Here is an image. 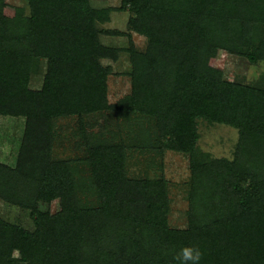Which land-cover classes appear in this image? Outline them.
I'll return each instance as SVG.
<instances>
[{"label": "trees", "instance_id": "obj_1", "mask_svg": "<svg viewBox=\"0 0 264 264\" xmlns=\"http://www.w3.org/2000/svg\"><path fill=\"white\" fill-rule=\"evenodd\" d=\"M241 1L122 0L136 15L131 28L151 39L146 52L131 53V108L156 117L159 147L193 157L200 116L241 131L235 160L220 161L221 175L204 179L206 195L191 198L189 227L173 230L162 184L127 176L123 143H88L77 160L53 154L54 118L106 107L109 70L100 59H116L117 52L101 43L97 23L108 21L111 9L90 0H28L27 14L0 0V117H26L16 166L0 163V197L29 208L35 226L0 217V264H169L166 254L179 264L175 256L189 245L201 249L200 264H264V159L253 158L256 143L264 144V90L223 79L211 57H191L199 41L216 51L219 42L205 38H213V27L204 24L215 15L226 22V13L242 44L257 52L248 58L264 56V41L247 39L251 26L264 21V0ZM41 59L47 73L35 90L29 82ZM77 162L89 166L90 176L80 179ZM79 189L94 190L99 205H83ZM56 200L57 212L39 207Z\"/></svg>", "mask_w": 264, "mask_h": 264}, {"label": "rangeland", "instance_id": "obj_2", "mask_svg": "<svg viewBox=\"0 0 264 264\" xmlns=\"http://www.w3.org/2000/svg\"><path fill=\"white\" fill-rule=\"evenodd\" d=\"M6 2L22 7L27 14L30 12L28 0H6ZM90 2L93 7L111 9L108 12L109 20L97 23L99 29L102 31L110 29L122 33L106 34L100 30L101 43L112 47V49L115 48L117 52L116 59L111 57L100 59L102 66L109 70L104 104L106 107L84 113L81 116L77 114L60 115L54 118L52 123L54 157L77 160L85 155L88 143L94 145L123 143L126 150L125 172L127 176L134 180L159 181L166 194V223L168 227L173 230L187 229L190 223L191 198L194 197L196 191H199L200 195H206L203 186L204 179L206 176H210L214 180L212 172L221 175L220 161L233 162L235 160L238 145L241 143V131L231 124L212 121V119L200 116L195 120L197 138L193 157L185 151L163 150L159 147V124L156 117L142 113L139 109L131 108L132 71L134 68L131 62V53L132 51L141 54L146 52L151 45L148 32H139L131 28L130 19L136 15L132 10H129L132 6L126 5L122 8V0H90ZM227 14H225L226 22H222V19L215 15L204 24L207 30L213 27L215 32L213 38L211 39L209 36H205V38L215 43L219 42L216 51L212 54L209 53L205 50L207 44L199 41L197 54L191 57H211V64L222 74L223 79L238 85L264 90V56H260L262 58L257 61H251L248 58V53L255 52L256 54L257 52L254 47L250 46V42L242 44L240 40L242 37L238 32L240 31L239 26L235 32L234 24L230 23V16ZM237 21L241 23L242 18ZM259 23H261V27L252 25L250 28V32H254V35L252 37V34H249L247 39L252 43L264 41V21ZM228 29H233V31H227ZM220 42L226 43V47ZM156 57H160V55H156ZM34 67L29 87L38 90L44 85L47 61L41 59ZM167 98L165 97L163 102H166ZM25 124L26 117L24 116L0 117V163L11 167L16 166ZM250 146L252 147V145ZM262 153H264V144L257 142L253 151L254 156H252L263 160ZM193 162L201 175L200 180L195 178ZM75 164L79 165L78 170L83 176H80V179L90 176L87 164L78 162ZM197 188L199 189L197 190ZM79 194L83 205L91 207L99 205L100 201L94 190L79 189ZM198 201L202 203V200ZM203 204L198 206L201 211L206 206L205 203ZM39 207L43 211L57 212L60 202L58 200L50 204L41 202ZM210 207L208 204L207 211ZM195 214L198 216L200 213ZM0 217L28 230L35 229L29 208L9 203L1 197ZM18 253L16 250L14 255L19 257ZM166 255L169 256L164 258L170 260L169 264H171L174 258L170 254ZM167 262V260L163 261V263Z\"/></svg>", "mask_w": 264, "mask_h": 264}, {"label": "clouds", "instance_id": "obj_3", "mask_svg": "<svg viewBox=\"0 0 264 264\" xmlns=\"http://www.w3.org/2000/svg\"><path fill=\"white\" fill-rule=\"evenodd\" d=\"M202 251L196 246H184L180 252L175 256L179 264H200L202 259Z\"/></svg>", "mask_w": 264, "mask_h": 264}]
</instances>
